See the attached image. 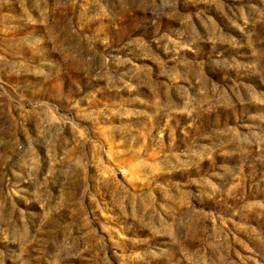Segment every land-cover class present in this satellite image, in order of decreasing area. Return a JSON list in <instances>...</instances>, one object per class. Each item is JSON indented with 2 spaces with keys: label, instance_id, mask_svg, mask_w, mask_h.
Instances as JSON below:
<instances>
[{
  "label": "rangeland",
  "instance_id": "obj_1",
  "mask_svg": "<svg viewBox=\"0 0 264 264\" xmlns=\"http://www.w3.org/2000/svg\"><path fill=\"white\" fill-rule=\"evenodd\" d=\"M0 264H264V0H0Z\"/></svg>",
  "mask_w": 264,
  "mask_h": 264
}]
</instances>
